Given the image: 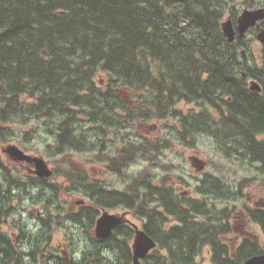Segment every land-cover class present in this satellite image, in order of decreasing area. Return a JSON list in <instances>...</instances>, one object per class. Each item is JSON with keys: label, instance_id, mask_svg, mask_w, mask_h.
I'll list each match as a JSON object with an SVG mask.
<instances>
[{"label": "trees", "instance_id": "trees-1", "mask_svg": "<svg viewBox=\"0 0 264 264\" xmlns=\"http://www.w3.org/2000/svg\"><path fill=\"white\" fill-rule=\"evenodd\" d=\"M237 1L0 0V145L36 141L52 160L78 153L129 179L107 188L71 163L63 190L87 203L68 210L56 179L0 155V224L12 218L17 230L0 233V264H75L59 255L56 231L79 264L92 263L85 254L94 264H131L133 227L122 222L103 238L93 231L100 210L115 208L130 210L157 244L141 264H202L204 246L214 264L263 252L247 237L236 246L222 240L236 209L228 203L241 201L242 183L234 189L204 172L190 196L178 194L177 183L187 184L180 176L127 173L136 159L156 166L155 155L173 141L193 147L204 134L223 155L256 163L264 179V68L244 66L220 27L224 9L234 15ZM249 79L260 92L249 89ZM142 121L162 136L144 141ZM240 211L264 232L263 207L243 203Z\"/></svg>", "mask_w": 264, "mask_h": 264}, {"label": "rangeland", "instance_id": "rangeland-1", "mask_svg": "<svg viewBox=\"0 0 264 264\" xmlns=\"http://www.w3.org/2000/svg\"><path fill=\"white\" fill-rule=\"evenodd\" d=\"M257 45V44H256ZM248 57V54H247ZM104 82V75H100V84ZM184 109L192 107L190 104L179 105ZM138 131L144 136L146 142H150L152 139L158 136H162V132L155 129L148 124L147 121L137 122ZM168 127L166 128V130ZM169 137L170 135L167 134ZM150 139V140H149ZM14 144L22 148L26 153L43 157L47 162L50 169H56V172L60 173L53 177V174L49 176V180L56 182L60 188V195L62 200L66 203V206L71 208L76 207L80 203H86L87 200L83 196L76 193L64 192L63 187L65 185L63 173L71 166V163L78 162L82 164L93 177L107 182V188L112 186L118 188H124L125 183L129 180L127 176H119L117 174H110L103 166V163H97L91 161V157H85L78 153H68L62 156H57L53 160L44 153V146L36 141L30 142L29 145H21L19 140H9L6 143L0 145V155L4 160H11L3 149L9 145ZM158 161L156 166H152L149 162L141 159H136L135 163L127 167L128 174H140L144 172H155L158 175H170L180 176L187 184L177 183L176 189L178 194L185 191L187 195H195L193 189L199 184V178L202 177L204 172H209L219 177H222L227 181L234 189H238V183H242L243 197L241 201L229 202L228 205H236V209L231 213L229 218L230 230L226 233L228 240H231L236 245V242L240 239L243 231H247V236L254 238L260 247L264 251V232L259 224L251 221L242 211L240 206L243 203L250 205L251 207H264V179L256 169V163H249L246 157H236L231 151L227 156L223 155L215 146L212 138L202 134L198 136L196 147L191 149L183 144L173 141V144L163 150L160 155H155ZM85 159L90 160L87 162ZM9 165H13L8 163ZM16 165V164H14ZM22 169L29 171L26 164L20 165ZM56 179V181H54ZM249 179V180H248ZM123 180L125 183H123ZM219 207H224L226 201L217 200ZM112 214L122 215L124 222L131 227L135 225L139 229L141 224L136 219L130 210H123L121 208L104 209ZM102 211V210H101ZM100 211V212H101ZM99 212V213H100ZM98 213V214H99ZM6 228L5 226L3 227ZM134 236V234H133ZM133 236L131 241L133 240ZM61 232L56 231L54 233L55 241L60 240ZM228 243V242H227ZM197 261H202V264H212L209 261V250L205 246L201 254L197 257Z\"/></svg>", "mask_w": 264, "mask_h": 264}, {"label": "water", "instance_id": "water-1", "mask_svg": "<svg viewBox=\"0 0 264 264\" xmlns=\"http://www.w3.org/2000/svg\"><path fill=\"white\" fill-rule=\"evenodd\" d=\"M264 17V9L257 8L252 10H244L238 17L237 32L239 36L245 30L255 24L256 20ZM224 36L228 41L233 40L234 30L229 22H225L222 26ZM257 39L264 44V31L257 34ZM250 89L260 90V85L256 81H251ZM3 152L14 161H25L33 165V173L39 178L49 177L53 170L47 165L43 157L35 156L26 153L22 148L17 145L9 144ZM123 221L122 215L112 214L107 211L101 212L95 221L94 232L97 237L103 238L112 233L113 228ZM156 246V242L143 230H136V236L132 243L133 263L139 264V260L148 254V252ZM241 264H264V253L255 254L245 259Z\"/></svg>", "mask_w": 264, "mask_h": 264}, {"label": "flooded vegetation", "instance_id": "flooded-vegetation-1", "mask_svg": "<svg viewBox=\"0 0 264 264\" xmlns=\"http://www.w3.org/2000/svg\"><path fill=\"white\" fill-rule=\"evenodd\" d=\"M255 8H264V5L263 4H257V7L247 6L246 3H242L240 0H238L236 5H235L234 15L230 12V9H228V8L224 9L221 20H220V27H221V31H222L223 22L225 20H230L232 28L234 30V38H233L232 43H234L238 47L240 59H242V61L244 62L243 65L248 66L250 69L255 70V72L259 73V72H262L263 68H264V45L256 39V34L262 30L264 31V19H263V21L260 20L261 22L258 21L257 22L258 24L253 26V27L249 26L247 28L246 32L242 36H239V34L237 32L238 17L240 16V13L245 9H255ZM226 40H227V38H226ZM247 54H248V57H247ZM257 83L260 85L259 82H257ZM260 90H261V85H260ZM27 205H28V203L25 205H22L21 207H24ZM81 205H85V203H80L74 208H71L70 206H66V208L68 210H73V209H77ZM7 221L10 224H8V222L0 224V233L5 234L8 237L9 236L8 233L10 235H13V232L14 231L17 232V230L14 228V222H13L12 218L10 220L8 219ZM23 223H25L27 225L29 222L23 221ZM4 226L6 227L5 229L3 228ZM94 227L95 226H93V228ZM247 233H248L247 231L242 232V235L239 237L240 239L238 240V242H236V245H238V243L241 241V239H243L245 237H247L250 240H253L254 242L257 243V241L254 238L247 236ZM15 236L16 235L11 236L10 242L14 243ZM61 240H62V238L60 237V240H58L60 242L56 245V248L58 249L59 255L64 257V258L73 260L75 262V264H79L78 263V257H73L71 255V253L69 252L67 242L64 239L62 241ZM222 240L225 241L226 243L228 242V244L232 243L233 246H236V245H234L235 244L234 242L227 239L226 235L222 236ZM54 242H56V241H54ZM228 244H227L228 251H230ZM208 250H209V248H208ZM85 256L87 259L92 260V263L89 262V263H85V264H94V262H93L94 257L92 254L91 255L85 254ZM209 261H211L210 260V250H209ZM132 263H133V254H132ZM139 264H141V263H139Z\"/></svg>", "mask_w": 264, "mask_h": 264}, {"label": "bare ground", "instance_id": "bare-ground-1", "mask_svg": "<svg viewBox=\"0 0 264 264\" xmlns=\"http://www.w3.org/2000/svg\"><path fill=\"white\" fill-rule=\"evenodd\" d=\"M123 218V217H122ZM261 253H264V252H261ZM261 253H259V254H261Z\"/></svg>", "mask_w": 264, "mask_h": 264}]
</instances>
